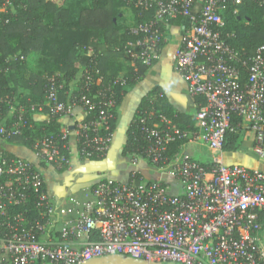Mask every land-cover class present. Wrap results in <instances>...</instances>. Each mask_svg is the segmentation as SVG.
<instances>
[{
    "label": "built area",
    "instance_id": "1",
    "mask_svg": "<svg viewBox=\"0 0 264 264\" xmlns=\"http://www.w3.org/2000/svg\"><path fill=\"white\" fill-rule=\"evenodd\" d=\"M123 1L152 10L150 18L130 28L132 38L124 45L133 66L158 62L165 43L161 25L179 15L186 19L173 63L187 93L204 100L193 127L182 129L159 113L147 124L150 117L143 115L139 123L147 141L145 167L156 178L143 176L138 167L145 160L135 155L127 181L100 175L90 196L70 209L55 206L38 163L68 169L69 143L62 149L51 136L36 140L32 150L37 164L19 156L7 158L0 151V264H81L116 253L168 264H264V172L226 165L221 157L228 134L246 127L254 134L255 154L264 158V43L244 60L227 40L233 32L226 30L224 18L229 3L245 0ZM253 1L264 7V0ZM12 7L13 0H0L1 11ZM242 66L247 72L244 83ZM59 80L57 74L47 78L43 102L0 96V139L20 134L34 115L70 116L80 106L84 117L92 111L96 117L74 126L78 157L106 155L113 137L107 120L116 108L113 88L124 81L117 76L94 91L100 70L83 65L77 90L66 91L60 99ZM158 97L163 94L157 92L152 101ZM61 132L69 136L66 127ZM179 140L204 143L212 154L208 166L185 152L184 143L169 161L168 146ZM164 176L178 181L179 193L168 190ZM30 202L38 214L33 220L26 216ZM15 206L22 210L13 211ZM58 211H69L71 218L63 221L58 235L42 237Z\"/></svg>",
    "mask_w": 264,
    "mask_h": 264
},
{
    "label": "trees",
    "instance_id": "2",
    "mask_svg": "<svg viewBox=\"0 0 264 264\" xmlns=\"http://www.w3.org/2000/svg\"><path fill=\"white\" fill-rule=\"evenodd\" d=\"M74 1L77 4V11L74 10V6L66 5L65 0H13L11 10L6 13L0 10V96L11 97L21 103L43 102L47 78L57 74L63 82L59 97L65 99L68 91L66 84L75 77L84 50L90 48L91 55L84 65L100 70V81L92 90L103 88L117 76L124 81L113 88L116 108L113 110V116H109L107 120L110 129L114 130L118 105L124 94L142 79L147 67L139 62L134 66L128 64L122 67V73L118 75L108 72L107 62L111 55L124 54V45L132 38L130 28L137 22L150 18L152 10H144L133 4L127 5L123 0ZM234 9H237V12H234ZM124 11L130 13L128 20L123 18ZM224 18L226 30L233 32V36L227 40L244 60H248L257 46L264 43V7L253 0H245L240 5L229 3ZM185 22L186 19L179 15L162 24L161 28L181 29ZM31 53L37 54L34 68L30 67L28 59ZM21 55L23 58H20ZM240 69V81L244 83L247 72L243 66ZM20 88L28 89V92ZM157 92L154 89L142 97L126 130V139L119 152V158L131 160L135 155H140L143 161L146 159L143 150L147 141L140 132L139 123L143 115L150 117L146 120L147 124L157 119L155 116L159 113L170 118L182 129H192L195 114L174 110L164 100V96L152 101V94L155 95ZM203 102V98L197 97V109ZM1 111L2 113L5 111V106ZM34 116L30 117L29 127L24 128L20 134L9 136L7 140L32 149L36 140L51 136L58 141L62 149L68 146L69 136H62L60 117L38 120L36 115ZM95 117L96 112L92 111L85 115L83 121ZM240 133V129H235L228 134L224 150H233L237 147L236 142ZM262 142L264 143V134ZM182 143L183 140H179L168 146L166 156L169 161L174 159ZM0 151L7 158L15 156L1 148ZM104 157L105 155L95 156L91 160H100ZM38 163L43 167L48 165L46 162ZM144 163H147V160ZM28 209L27 218L33 220L38 217L37 210L31 202ZM12 210L20 211L22 207L15 206Z\"/></svg>",
    "mask_w": 264,
    "mask_h": 264
},
{
    "label": "crops",
    "instance_id": "3",
    "mask_svg": "<svg viewBox=\"0 0 264 264\" xmlns=\"http://www.w3.org/2000/svg\"><path fill=\"white\" fill-rule=\"evenodd\" d=\"M164 32L165 43L159 61L146 68L142 79L124 94L117 107L115 129L113 130L111 145L103 159L83 160L77 155L76 132L74 126L84 118L80 106H75L73 108L72 115H64L59 118L61 128L66 127L69 131L71 163L68 169L64 170H58L52 165L41 168L46 192L58 209L61 207L70 209L73 207L75 201L82 202L87 199L90 196L91 184L96 182L100 175H107L122 182L128 180L129 172L133 169V166L130 160L126 158H121L123 160L119 161V152L125 142L126 130L137 106L142 97L147 95L151 90L156 89L158 92H161L164 96V100L168 102L174 110L187 114L196 113L198 106L197 97H193L187 93L184 78L174 69V53L178 47L181 29L178 27H170L164 29ZM90 55V48L84 50L82 62L75 77L66 84L69 91L77 90L80 70ZM36 58V53L29 54L28 59L31 63L30 67L34 68ZM128 64H132V62L127 55H111L107 62L108 72L121 75L122 67ZM20 89L24 92H28V89ZM155 95L152 94V97ZM36 118L38 120H43L47 119V116L45 114H38ZM236 145L237 147L235 149L224 150L222 153L221 157L226 165L238 164L264 172V158H259L253 150L254 134L252 131L246 127L243 128L239 134ZM0 148L15 156L23 157L34 164L38 162L34 156L33 150L20 143L2 138L0 139ZM183 150L194 160L203 165H208L211 161L212 154L201 141L184 143ZM125 163H128V165ZM121 164L129 166L125 177H121L117 173V167ZM145 166L146 164L142 162L140 163V167H138L139 170H142L143 176L147 175L149 179H151L149 174H152L153 177H155L156 174L148 171ZM110 172L115 173V177L111 176ZM170 185H172L173 189H176L179 183L176 181L172 182ZM178 189L180 190V187H178L177 190ZM70 215L69 211H66L64 214H60L58 211L48 223V230L42 237L58 235L59 230L63 227V221L71 218Z\"/></svg>",
    "mask_w": 264,
    "mask_h": 264
},
{
    "label": "water",
    "instance_id": "4",
    "mask_svg": "<svg viewBox=\"0 0 264 264\" xmlns=\"http://www.w3.org/2000/svg\"><path fill=\"white\" fill-rule=\"evenodd\" d=\"M81 264H168L159 261L137 258L126 254H107L99 257H92Z\"/></svg>",
    "mask_w": 264,
    "mask_h": 264
},
{
    "label": "rangeland",
    "instance_id": "5",
    "mask_svg": "<svg viewBox=\"0 0 264 264\" xmlns=\"http://www.w3.org/2000/svg\"><path fill=\"white\" fill-rule=\"evenodd\" d=\"M59 1H61V0H59ZM65 3H66V5H68V6H74V7H73L74 10L77 11V4H76V2H75L74 0H65ZM83 4H85V3H83ZM129 17H130V13H129L128 11H124V17H123V18H126V19L128 20ZM120 21H121V20H120ZM121 160H123V159L120 158L119 161H121ZM124 161H125V160H124ZM125 164L128 165V163H125ZM128 167H129V166H124L123 164H121L119 167H117V168H118L117 173H118L121 177H125V176L127 175V169H128ZM110 175L113 176V177H115V173H113V172H110ZM145 176L148 177L147 175H145ZM149 176L153 178V175H152V174H149ZM122 179H125V178H122ZM164 181H165L166 184H168V190H169V191H171L172 193H179V192H180L179 189L177 190V188H178L179 186L176 187V189H173V188H172V185H169V184H171L172 182H176L177 180H175V179H173V178H170V177H168V176H164Z\"/></svg>",
    "mask_w": 264,
    "mask_h": 264
}]
</instances>
